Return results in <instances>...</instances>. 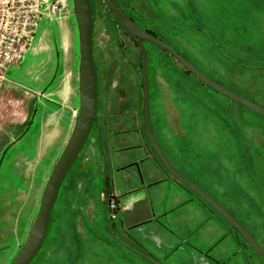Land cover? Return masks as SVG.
<instances>
[{"label": "rangeland", "instance_id": "1", "mask_svg": "<svg viewBox=\"0 0 264 264\" xmlns=\"http://www.w3.org/2000/svg\"><path fill=\"white\" fill-rule=\"evenodd\" d=\"M123 1L140 28L166 40L211 80L264 108V0ZM93 3L97 117L107 187L115 192L108 224L116 236L105 218L94 128L60 184L45 240L30 264H152L134 250L161 264H264L249 244H240L242 237L226 232L201 237L203 222L179 215L190 206L168 204L170 195L164 194L176 180L161 166L144 130L140 48L105 0ZM71 8L72 0H64L61 11L43 15L22 56L0 66V264H11L27 235L79 105L78 33ZM144 46L151 120L161 148L264 247V118L184 71L158 45L147 40ZM126 154L129 162L150 158L122 168ZM152 166L158 168L155 176L170 175V185L148 177ZM127 172L132 177L125 179ZM137 185L144 186L129 191ZM188 193L206 215L205 201Z\"/></svg>", "mask_w": 264, "mask_h": 264}, {"label": "water", "instance_id": "2", "mask_svg": "<svg viewBox=\"0 0 264 264\" xmlns=\"http://www.w3.org/2000/svg\"><path fill=\"white\" fill-rule=\"evenodd\" d=\"M108 7L112 11L115 19L125 30L127 35L136 42L140 48L141 54V65L143 75V119L147 137L155 150L157 157L165 168L184 184L188 189L197 192L200 197L208 201L212 207L219 212L226 221L232 225L239 234L247 241V243L253 248L257 254L264 256V247L259 243L253 234L244 227L237 217L230 212L225 205H223L218 199L214 198L204 188H201L196 182L189 179L175 167L163 148H161L155 132L153 130L150 112V90H149V75H148V57L145 46L143 45L144 40L151 41L154 44H159L165 47L166 51L179 60L183 67L190 70L194 76L202 80L210 88H214L219 91L222 95L227 96L237 103H241L248 107L250 110H255L258 114L264 118V108L256 102L248 100L247 97L241 94L234 93L233 90L225 88L219 82L211 80L207 75L202 72L199 68L193 65L191 61L184 58L178 50L172 45H169L166 40L159 36H154L152 33L139 27V25L129 16L124 7L118 0H105ZM71 12L74 15L77 33H78V51L79 61L77 69V83H78V98L79 105L76 114L73 119L71 131L68 135V139L65 145L62 147L59 155L57 156L51 171L49 172L46 181L44 183L37 212L32 220V223L28 229L27 235L23 239L18 252L13 258L11 264H30L34 256L41 248L48 230L49 219L54 203L57 198V194L65 175L67 174L70 166L72 165L75 158L79 155L82 148V143L85 142L89 130L91 129L92 123L95 120L97 126V139L102 156L103 166V178H104V191H105V218L108 222L109 212V197L106 186V156L103 149L102 138L98 123L97 116V99H98V79L96 66L93 59L92 51V9L90 0H72ZM138 188V187H137ZM137 188L129 191H135ZM113 192V191H112ZM115 192H113V195ZM112 236H116L115 232L109 227ZM119 240V239H118ZM120 241V240H119ZM122 243V242H121ZM134 250V248H132ZM138 255L145 257L152 264H161L155 257L148 256L142 251L134 250Z\"/></svg>", "mask_w": 264, "mask_h": 264}, {"label": "built area", "instance_id": "3", "mask_svg": "<svg viewBox=\"0 0 264 264\" xmlns=\"http://www.w3.org/2000/svg\"><path fill=\"white\" fill-rule=\"evenodd\" d=\"M63 6L64 0H0V66L22 56L43 15L53 16Z\"/></svg>", "mask_w": 264, "mask_h": 264}, {"label": "crops", "instance_id": "4", "mask_svg": "<svg viewBox=\"0 0 264 264\" xmlns=\"http://www.w3.org/2000/svg\"><path fill=\"white\" fill-rule=\"evenodd\" d=\"M146 157H147V160H149L150 154H146ZM155 170H157V172H158V168H155L153 166L150 167L149 169H147L148 177H151L150 176L151 172L155 173ZM161 170H162V172L164 171L163 168ZM160 173H161V171H160ZM153 178H155V180H157L158 182H161V183L162 182L166 183L168 181L169 182L168 185H170V181H172L170 175L165 173V172H163L160 175H158V177L155 176ZM175 180L176 181H174V180L172 181V183H174V184H172L174 189H170V191L168 190V192H171V193L170 194H168V193L164 194V191H163V194L165 196H169L170 195L168 197V200H167L168 204H170V206H172L174 204H177V203L182 204L184 202L186 204H188V206H190L189 208H187V209L184 208L183 210H181L179 212V215H181L183 220H186V222L188 220H190V222H191V221H196L198 219L200 221H202L203 223L202 222L201 223H202L203 226L201 227V233H200L201 237L210 238V235H211V237L214 239V237H219L222 234V232H226L227 235H231V236L233 235L237 239L238 235L236 234V232L233 229H230L229 225H227V223L224 220V218H222L219 214L215 213L209 207L208 204H206V205H208L209 208L208 209L204 208V210H207L206 215L203 212H201V210H199V208L191 201V198L187 197V194H189L187 189L184 188V186L179 182V180H177V179H175ZM149 185H150V183L148 184V186ZM164 195H161V197H163ZM190 201H191V203H190ZM180 204H178V205H180ZM191 209H192L193 213H192V215H189L188 214V212H189L188 210H191ZM223 229L225 231H223Z\"/></svg>", "mask_w": 264, "mask_h": 264}, {"label": "flooded vegetation", "instance_id": "5", "mask_svg": "<svg viewBox=\"0 0 264 264\" xmlns=\"http://www.w3.org/2000/svg\"><path fill=\"white\" fill-rule=\"evenodd\" d=\"M119 2H120V4L124 7V9L126 10V12L129 14V16H131V18L134 20V17L132 16V14L128 11L129 9H128V3H124V1L123 0H118ZM107 4V3H106ZM130 7V6H129ZM92 9V8H91ZM114 16V15H113ZM115 18V17H114ZM135 21V20H134ZM143 29H145L146 31H148V32H150V33H152V35H154V36H156V34L152 31V30H150L149 28H144L143 27ZM126 33V32H125ZM127 34V33H126ZM157 37V36H156ZM133 40V39H132ZM159 45V44H158ZM165 48V47H164ZM163 50V49H162ZM167 52V51H166ZM141 55V54H140ZM148 57V56H147ZM172 58H174L175 60H177L174 56H172ZM178 62H179V60H177ZM180 63V62H179ZM142 64V63H141ZM147 67H148V63H147ZM185 68V67H184ZM141 69H142V65H141ZM190 71V70H189ZM96 72H97V70H96ZM191 72V71H190ZM141 75H142V72H141ZM148 75H149V72H148ZM97 79H98V77H97ZM202 81V80H201ZM207 85V84H206ZM209 87V86H208ZM98 88H99V86H98ZM142 88H143V75H142ZM144 89V88H143ZM143 89H142V91H143ZM149 90H150V94H151V89H150V80H149ZM142 99H143V92H142ZM142 105H143V103H142ZM142 109H143V106H142ZM150 112H151V107H150ZM98 113H99V111H98V99H97V116H98ZM96 116V117H97ZM152 121V120H151ZM143 122H144V119H143ZM98 123H99V128H100V133H101V122H100V119H99V117H98ZM153 126V125H152ZM95 128V130H96V136H97V126H96V122H95V120L93 121V123H92V126H91V129L89 130V133H88V135H90V133H91V131H92V129H94ZM144 128H145V126H144ZM146 129V128H145ZM144 129V130H145ZM154 130V129H153ZM145 132H146V130H145ZM88 135H87V137H88ZM147 135V134H146ZM156 135V134H155ZM149 139V138H148ZM98 140V139H97ZM83 144V143H82ZM99 144V143H98ZM151 144V143H150ZM83 146V145H82ZM136 146V145H135ZM152 146V145H151ZM124 148H126V149H129V147H131L130 145H125V146H123ZM122 147V148H123ZM137 147H135V148H133V147H131V150L133 149V150H135ZM153 148V147H152ZM82 149V148H81ZM130 150V149H129ZM154 152H155V150H154ZM155 154H156V152H155ZM126 157H125V159H126V161L127 162H124L123 163V165H122V168L123 167H125V166H128V165H130V166H132V165H134L135 166V168L136 167H138V165H139V163H140V161H142V160H144V159H147V157H146V155H143V156H139V159H137L136 161H131V162H129V160H128V158L129 157H127V154L125 155ZM157 156V155H156ZM101 158H102V156H101ZM158 158V157H157ZM158 160H159V158H158ZM160 161V160H159ZM129 163V164H128ZM161 163V162H160ZM162 164V163H161ZM161 166H163L164 168H165V166L162 164ZM165 170H166V168H165ZM125 175H127L128 177H125V179H128V178H131L132 176H131V173L130 172H127ZM150 176L152 177V176H155L154 175V173H152L151 172V174H150ZM171 176L174 178V179H177V178H175L172 174H171ZM106 179H107V176H106ZM178 180V179H177ZM106 186H107V181H106ZM139 185H137V186H135V187H133V188H136V187H138ZM143 186V185H142ZM142 186L140 185V187L138 188L139 190L142 188ZM185 189H187L188 191H190L191 189H188L187 187L185 188ZM113 187H111L110 186V188L109 187H107V192H108V197H109V205H110V210L111 209H114L115 207H116V204L115 203H111V200H113L114 199V197H115V194L113 195ZM191 191H193V190H191ZM198 194V193H197ZM199 196V195H198ZM104 197H105V191H104ZM200 197V196H199ZM203 201H206L205 199H203L202 197H200ZM208 204H210L208 201H206ZM205 202V203H206ZM211 205V204H210ZM209 205V206H210ZM213 208V207H212ZM214 209V208H213ZM110 210H109V212H110ZM215 210V209H214ZM109 212H108V216H109ZM109 219H110V217H108V222H107V224L109 223ZM108 226H109V224H108ZM110 227V226H109ZM238 232V231H237ZM238 237H242L240 234H239V232H238ZM254 237V236H253ZM243 238V237H242ZM255 238V237H254ZM245 242L247 243V241L246 240H244V238L242 239V241H240V244H245ZM260 243V242H259ZM261 245H262V243H261ZM251 247V246H250ZM252 248V247H251ZM253 249V248H252ZM254 251V250H253ZM255 252V251H254ZM256 253V252H255ZM257 254V253H256ZM257 257H259V259L258 260H260L261 262L262 261H264V256L263 255H261V254H257Z\"/></svg>", "mask_w": 264, "mask_h": 264}, {"label": "trees", "instance_id": "6", "mask_svg": "<svg viewBox=\"0 0 264 264\" xmlns=\"http://www.w3.org/2000/svg\"><path fill=\"white\" fill-rule=\"evenodd\" d=\"M93 1V0H92ZM92 1L90 0V2H91V8H92V10L94 9V3L92 4ZM116 21H117V23H118V20L117 19H115ZM119 25H120V23H118ZM121 26V25H120ZM121 28H122V26H121ZM124 30V29H123ZM125 31V30H124ZM147 40H144V42H146ZM144 42H143V45H144ZM149 42H151V41H149ZM156 45V44H155ZM158 45V44H157ZM156 45V46H157ZM159 47H161V49H163L165 52H166V49L164 48V47H162V46H160V45H158ZM139 52H140V49H139ZM166 54L167 55H169L170 57H172V55H170L168 52H166ZM140 58H141V55H140ZM181 65V64H180ZM181 67L184 69V71H187V72H190L186 67L184 68L182 65H181ZM190 73H192V72H190ZM193 74V73H192ZM194 75V74H193ZM195 77V76H194ZM196 78V77H195ZM198 79V78H197ZM198 80H200V79H198ZM203 82V81H202ZM141 88H142V79H141ZM143 89V88H142ZM142 89H141V97H142ZM142 101H143V99H142ZM144 102V101H143ZM240 105V104H239ZM258 114V113H257ZM260 115V114H259ZM152 147V146H151ZM153 149V148H152ZM153 151H154V149H153ZM106 181H107V179H106ZM180 182V181H179ZM183 186H184V184L182 183V182H180ZM184 188H186L185 186H184ZM206 202V201H205ZM206 204H208L207 202H206ZM208 205H210V204H208ZM215 213H217V214H219L222 218H224L219 212H217L216 210H214L213 208H212V205H210L209 206ZM109 208H110V205H109ZM224 220L226 221V218H224ZM226 223H227V225H229V227H230V229H233L235 232H236V234H238V232H237V230L232 226V225H230L227 221H226ZM243 239V238H242ZM246 243V242H245ZM246 244H248V243H246ZM37 254V253H36ZM35 257V256H34ZM33 261V260H32Z\"/></svg>", "mask_w": 264, "mask_h": 264}]
</instances>
